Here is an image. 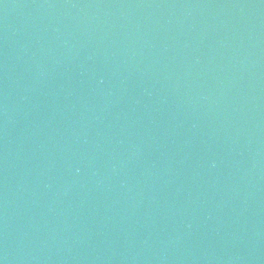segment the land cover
<instances>
[{
  "label": "water",
  "instance_id": "95a60500",
  "mask_svg": "<svg viewBox=\"0 0 264 264\" xmlns=\"http://www.w3.org/2000/svg\"><path fill=\"white\" fill-rule=\"evenodd\" d=\"M0 264H264V0H0Z\"/></svg>",
  "mask_w": 264,
  "mask_h": 264
}]
</instances>
